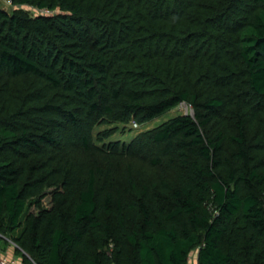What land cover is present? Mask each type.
Instances as JSON below:
<instances>
[{"label":"trees","instance_id":"trees-1","mask_svg":"<svg viewBox=\"0 0 264 264\" xmlns=\"http://www.w3.org/2000/svg\"><path fill=\"white\" fill-rule=\"evenodd\" d=\"M11 1L0 239L23 264H264V0Z\"/></svg>","mask_w":264,"mask_h":264},{"label":"rangeland","instance_id":"rangeland-1","mask_svg":"<svg viewBox=\"0 0 264 264\" xmlns=\"http://www.w3.org/2000/svg\"><path fill=\"white\" fill-rule=\"evenodd\" d=\"M0 6L6 10H11L13 7L12 1L9 0H0ZM27 10H30L31 13H33L35 8L33 7H25ZM185 113H192V109L189 104L186 102H182L178 104L176 107L170 109L169 111L165 112L159 117H156L148 122L139 124H134L133 120L130 121L127 124H96L93 128V141L98 144L102 145L103 143H110V142H120V143H128L132 138L136 137L141 132H144L148 129L154 128L158 126L163 121L178 115V114H185ZM109 128H114V131L105 139L99 140L98 137L100 136V133ZM52 188L47 190L46 196L42 198V203L44 206L49 205L50 201V192ZM34 206L31 207V210H34ZM6 247V244L4 243L3 239H0V247L4 248Z\"/></svg>","mask_w":264,"mask_h":264},{"label":"built area","instance_id":"built-area-1","mask_svg":"<svg viewBox=\"0 0 264 264\" xmlns=\"http://www.w3.org/2000/svg\"><path fill=\"white\" fill-rule=\"evenodd\" d=\"M11 1V0H9ZM182 103V102H181ZM134 124H136L134 122ZM4 237V236H3ZM5 240H7L8 243H10L14 248H18V246L16 245V243H14L12 240H10L9 238L4 237ZM188 264H198L197 262V258L194 255H189L188 257ZM0 264H18L16 263L14 260L9 259L8 257H6L2 251L0 250Z\"/></svg>","mask_w":264,"mask_h":264},{"label":"crops","instance_id":"crops-1","mask_svg":"<svg viewBox=\"0 0 264 264\" xmlns=\"http://www.w3.org/2000/svg\"><path fill=\"white\" fill-rule=\"evenodd\" d=\"M0 250L9 259L14 260L18 264H23L22 257L20 256V254L15 252V248L10 243L7 242L6 247H0Z\"/></svg>","mask_w":264,"mask_h":264}]
</instances>
